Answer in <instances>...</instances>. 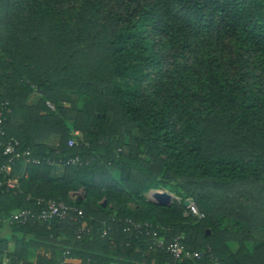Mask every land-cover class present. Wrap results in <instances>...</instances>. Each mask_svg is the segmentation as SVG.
<instances>
[{
	"label": "trees",
	"instance_id": "trees-1",
	"mask_svg": "<svg viewBox=\"0 0 264 264\" xmlns=\"http://www.w3.org/2000/svg\"><path fill=\"white\" fill-rule=\"evenodd\" d=\"M0 100L12 107L6 136L40 159L0 190V216L41 199L83 211L10 225L0 264H20L23 249L34 250L23 264H264V250L244 253L245 240L264 243V0H0ZM51 134L57 148L36 143ZM232 135L251 146L213 148ZM53 163L62 177H50ZM151 189L182 201L153 202ZM186 198L203 219L185 215ZM129 219L144 228L125 230ZM179 235L203 257L175 260Z\"/></svg>",
	"mask_w": 264,
	"mask_h": 264
},
{
	"label": "built area",
	"instance_id": "built-area-1",
	"mask_svg": "<svg viewBox=\"0 0 264 264\" xmlns=\"http://www.w3.org/2000/svg\"><path fill=\"white\" fill-rule=\"evenodd\" d=\"M50 104V103H49ZM52 108L54 105L50 104ZM11 111V106L8 101H0V146L3 149V155L7 158L6 162L0 164V172L4 177L0 178V190L6 191L19 186V182L13 178L15 166L21 162L26 161L28 164L40 163V159L34 157L30 149H25L22 146L20 140L14 137H7L5 133V123L7 121L8 113ZM75 136L80 135L77 131L74 133ZM77 144V138H71L69 140V145L73 146ZM81 160L79 157L71 158L68 163L77 165ZM173 194V193H171ZM178 201H182L180 196L173 195ZM173 198V199H174ZM185 201L188 202L186 205L185 215H192L198 219H203L205 213L201 211L193 198H186ZM184 201V202H185ZM39 203L43 204V207L35 211L33 209H19L13 212L9 217L0 216V225L4 222L9 224H26L31 220H37L40 222H50L56 218H67L71 217L72 214L77 213V215H83V211L75 205L57 201L54 199L40 200ZM128 225L125 230L139 229L142 230L144 227L141 223H137L131 219L128 220ZM85 223L81 227V231L84 229ZM109 228H105L103 231V236L108 235ZM184 236L179 235L173 238L168 246V251L173 256L175 260L182 261L185 259H200L203 257V253L199 251H194L189 249L183 242ZM159 247H164L165 239L156 238L154 241ZM56 264H70L66 261H61ZM212 264H220L219 260L215 257L212 258Z\"/></svg>",
	"mask_w": 264,
	"mask_h": 264
},
{
	"label": "crops",
	"instance_id": "crops-1",
	"mask_svg": "<svg viewBox=\"0 0 264 264\" xmlns=\"http://www.w3.org/2000/svg\"><path fill=\"white\" fill-rule=\"evenodd\" d=\"M42 94H44V93H41L40 91H36V92L32 93L28 98L27 104L28 105L37 104L38 101L41 99ZM0 101H7V100H0ZM10 106H11V104H10ZM11 112H12V107H11V111L8 113V116H9V114H11ZM42 114H44V112ZM8 116H7V120H8ZM18 126H19V124H18ZM60 139H61V136L59 134H51V135H48L45 137L38 138L36 140V143L45 144L51 148H57L59 145ZM0 164H2V163H0ZM28 166H29V164L26 161H21L15 166L13 178H15L19 182L18 187H20V185L27 178L28 168H29ZM65 173H66V166L64 164H59V163H53L51 166V169L49 171L50 177H53V178L62 177ZM2 177H4V175L0 172V178H2ZM18 187H16V188H18ZM75 195H78L77 191H73V193L71 194V197L75 196ZM10 225L11 224H9L8 222H4L0 225V234L2 236L7 237L8 235H12V228ZM232 242L233 243L231 244L230 248L232 249L233 252H236L241 247V243L239 241H232ZM244 247H245L244 253H246L245 258H246L247 262H249L251 260L250 256H251V254L254 253L255 249H256V254L258 256L262 255L263 250H264V243L249 239V241L245 240ZM21 248H24V247H21ZM260 248L262 249V251H258V250H260ZM20 253H21L20 264H23V262L25 260L26 261L34 260V254H33L34 250L33 249H26V250L23 249V250H20ZM26 254H27V256H26ZM6 257L7 256L5 255L3 258L2 264H9V262H7Z\"/></svg>",
	"mask_w": 264,
	"mask_h": 264
},
{
	"label": "rangeland",
	"instance_id": "rangeland-1",
	"mask_svg": "<svg viewBox=\"0 0 264 264\" xmlns=\"http://www.w3.org/2000/svg\"><path fill=\"white\" fill-rule=\"evenodd\" d=\"M42 91H41V93H43ZM72 136L78 139V135L75 136V134H72ZM261 138L264 140V137H261ZM246 140L247 139L243 140L240 137H239V140H237L232 135V136H230L229 139H227V140H221L220 142H214V139L212 138L211 144H212L213 148H217L218 147L220 149L221 148H226V147H223V146L225 144H229L230 145L229 147H232L234 151L241 153V152H243V151H241L243 146H245L246 148H247V146H251V144L248 143ZM249 140H250V138H249ZM234 145L237 146V147H235ZM261 145H263V144L254 145V147H248V148H251L252 150H257L258 147L261 146ZM157 191L158 192H162V193L163 192H168L167 189H151L149 192L146 193L147 198L150 199V200H152L153 202H156L157 203V200H156V198L154 196V194ZM77 192H78V195L72 196L73 199L74 198H77V197H81L82 198L83 195H84V188L83 187H79V189L77 190ZM72 193L73 192H70V196H71ZM172 195H174V194H172ZM126 204L127 205H131L133 207L136 206L132 201H128V203H126ZM221 221H222V228H225L227 230L236 231V230H238V228H240V224H239V226L236 225L234 220H231V219H228V218H224V219H221ZM244 232H245V234L243 232H242V234H244V235L248 234V232L247 233H246V231H244ZM232 241H236V240L228 241V244L230 246L233 243ZM6 259H7V262H9V258L6 257Z\"/></svg>",
	"mask_w": 264,
	"mask_h": 264
},
{
	"label": "water",
	"instance_id": "water-1",
	"mask_svg": "<svg viewBox=\"0 0 264 264\" xmlns=\"http://www.w3.org/2000/svg\"><path fill=\"white\" fill-rule=\"evenodd\" d=\"M43 93L45 92L44 90L42 91ZM157 203L161 204V205H165V206H171L173 203V195L169 192H156L154 194ZM106 204V202L104 203ZM185 206L188 204L187 201L184 202ZM208 232H210V230L208 229Z\"/></svg>",
	"mask_w": 264,
	"mask_h": 264
},
{
	"label": "bare ground",
	"instance_id": "bare-ground-1",
	"mask_svg": "<svg viewBox=\"0 0 264 264\" xmlns=\"http://www.w3.org/2000/svg\"><path fill=\"white\" fill-rule=\"evenodd\" d=\"M158 192V191H157Z\"/></svg>",
	"mask_w": 264,
	"mask_h": 264
}]
</instances>
